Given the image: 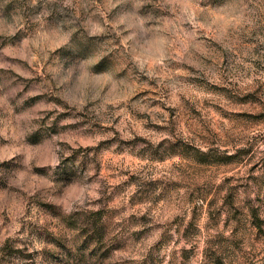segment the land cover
Wrapping results in <instances>:
<instances>
[{
	"label": "rangeland",
	"instance_id": "1",
	"mask_svg": "<svg viewBox=\"0 0 264 264\" xmlns=\"http://www.w3.org/2000/svg\"><path fill=\"white\" fill-rule=\"evenodd\" d=\"M0 264H264V0H0Z\"/></svg>",
	"mask_w": 264,
	"mask_h": 264
}]
</instances>
